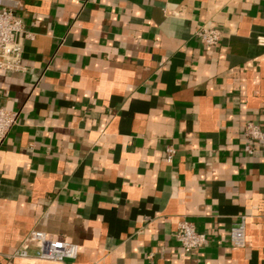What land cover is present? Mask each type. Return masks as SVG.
I'll return each mask as SVG.
<instances>
[{
    "label": "crops",
    "instance_id": "1",
    "mask_svg": "<svg viewBox=\"0 0 264 264\" xmlns=\"http://www.w3.org/2000/svg\"><path fill=\"white\" fill-rule=\"evenodd\" d=\"M7 3L25 31L21 67L0 68L19 113L0 145V264H264V151L244 149L246 123L264 125V0ZM182 220L208 244L186 252ZM33 231L77 257L31 243L15 259Z\"/></svg>",
    "mask_w": 264,
    "mask_h": 264
},
{
    "label": "built area",
    "instance_id": "2",
    "mask_svg": "<svg viewBox=\"0 0 264 264\" xmlns=\"http://www.w3.org/2000/svg\"><path fill=\"white\" fill-rule=\"evenodd\" d=\"M15 6L21 7L20 2L14 1ZM25 31L24 21L16 16L7 0H0V68L5 70H18L22 64L23 42L20 34ZM197 35L207 47H214L220 43L221 31L215 25L206 23L200 26ZM264 44V37L260 38ZM19 113L0 106V145L3 144L12 128L16 125ZM244 135L250 142L244 149L253 154L256 148L252 142L261 144L264 151V125L249 121L244 127ZM168 161H172L175 154L173 146L167 148ZM246 216H240L239 220L231 228V240L236 247H245L247 243ZM176 240L186 252L198 250L209 242L206 233L200 232L195 224L189 220H182L175 233ZM34 243L40 249L39 258L48 261L62 262L68 258H76L79 246L65 240L50 238L45 232L33 231L26 239L24 245L15 254L17 260H25L31 257L28 247Z\"/></svg>",
    "mask_w": 264,
    "mask_h": 264
}]
</instances>
